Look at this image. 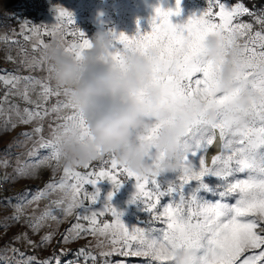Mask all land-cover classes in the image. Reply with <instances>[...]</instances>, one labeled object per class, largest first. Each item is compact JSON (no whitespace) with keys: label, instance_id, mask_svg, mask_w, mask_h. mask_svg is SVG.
<instances>
[{"label":"snow or ice","instance_id":"6c2138e0","mask_svg":"<svg viewBox=\"0 0 264 264\" xmlns=\"http://www.w3.org/2000/svg\"><path fill=\"white\" fill-rule=\"evenodd\" d=\"M181 12L182 0H176L175 7L156 6L150 31L138 30L129 35L110 29L113 46L107 57L102 58L110 57L126 68L129 56L149 51L155 53L151 83L161 90L160 103L174 111L192 114L183 137L181 167L171 176L156 172L141 175L121 164L115 155L97 159L101 165L98 170L92 168L81 172L64 166L60 180L46 185L50 192L60 191V198L52 204L63 216L79 210L77 222L66 230L62 241L79 239L87 234L105 237L112 246L121 245L123 255L147 257L149 264H177L175 251L179 248L187 253L180 264H264V15L257 17L260 25L257 31L250 23L235 22L245 14L255 15L242 2L228 5L222 0H208L207 7L200 14H192L186 21L174 23L172 17L180 16ZM64 18L68 23L72 22L71 13L57 8V21ZM41 27L33 26L32 31L39 35ZM212 33L225 39L224 52L215 62L208 58L205 43ZM47 34L55 36L56 32L53 30ZM73 35L78 42L62 44L67 53L83 60L85 50L93 46V39L87 38L84 31ZM40 44L44 48L48 46L43 41ZM233 46H238L242 55L235 61L237 71L232 89L225 91L220 82L228 51ZM47 71L51 77L53 68L50 65ZM17 79L13 76L5 83L14 85ZM242 89L257 93L258 99L248 109V119L244 123L229 122L227 115L237 108ZM40 95L44 101L50 96H63L65 100L58 99L51 111L70 110V114L63 117L64 123L53 130L50 139L41 137V147L49 150L45 161L54 160L59 167L60 134L67 131L68 120L80 119L83 123L82 115L71 101L68 89L58 85L53 89L44 83ZM23 98L32 103L27 93ZM140 98L150 102L147 91L141 92ZM209 109H214L219 117L216 124L209 125L205 119ZM48 111L37 102L33 109H23L20 122L27 124L42 120ZM173 122L154 123L148 132L138 136V141L151 145L155 151L160 130ZM42 127L38 125L33 131L41 133ZM84 132L87 134L86 127ZM214 146L217 154L209 155ZM162 158L163 154H160L153 159L155 162ZM90 165L84 168L89 169ZM18 174L29 175L30 172L21 170ZM121 176L135 178L136 192L129 203L139 201L144 205L150 218L149 226L129 228L122 219L123 212L113 205L115 192L125 182ZM209 177L215 178V182L209 183L206 179ZM105 179L113 186L106 196L99 187ZM86 186L92 191L89 192ZM202 193L213 194L218 199L208 200ZM164 197H169V201L161 205ZM105 213H110L114 220L101 222L99 218ZM49 217L58 220L51 210L36 220H29L33 232L38 231ZM10 218L19 221V209ZM81 220L85 223H80ZM156 222L162 226H151ZM53 238L54 233L49 232L37 245L26 232L14 237L30 246L50 244ZM12 251L19 252L15 248ZM78 252L86 259H96L85 248ZM63 254L61 249L59 255L54 253L46 260L29 257L26 264H61L59 256Z\"/></svg>","mask_w":264,"mask_h":264},{"label":"rangeland","instance_id":"374dc122","mask_svg":"<svg viewBox=\"0 0 264 264\" xmlns=\"http://www.w3.org/2000/svg\"><path fill=\"white\" fill-rule=\"evenodd\" d=\"M222 2L231 5L226 0ZM207 3L208 0H182L181 15L173 16V22L181 23L192 14H200L207 7ZM175 4L176 0H53L50 14L46 17L44 24L40 25L43 27L37 35L32 29L33 26L39 25H36L27 15L28 11H32V0H0V82L5 93V101L0 102V179H8L16 188L14 193L0 191V264H26L29 257L46 260L54 253L59 255L61 249L64 250V254L59 256L61 264H149L147 257L123 255L122 246H112L105 237L87 234L81 235L79 239L62 241L66 230L77 222L76 216L79 210L69 216H63L52 204V201L60 198L61 193L59 190L50 192L46 189V185L60 180L64 166L60 163L57 167L54 160L45 161V157L49 156V150L42 148L41 144L43 140L51 138L58 124L64 123L63 117L70 114V110L61 109L59 112H53L51 109L57 104V100H65V98L50 96L44 101L40 95L44 83H48L53 89L56 86L55 80L49 77L47 71L49 64L44 59L45 48L40 41L48 45L54 40H59L61 43L78 42V38L70 34L69 30L73 23L81 19L90 20L98 30L114 29L116 32H125L129 35L136 34L138 30L147 32L151 30L150 21L155 15L156 6L167 8L175 7ZM57 8H64L71 13L72 22L68 23L67 18L57 21ZM235 22L247 23L240 17ZM53 30L56 32L55 36L47 34ZM88 50L86 49L85 53ZM13 76L18 78L16 83L6 84L5 81ZM25 77L32 79L26 80ZM25 93L32 103L24 100ZM37 102L48 108V115L42 120L21 123L23 109L31 110ZM38 125L43 126L41 133L33 131ZM19 149L23 154L20 170ZM215 154L217 151L214 146L210 149L209 155ZM90 167L89 169L79 166L74 168L84 172L91 171ZM21 170L29 171L30 174H18ZM59 174L58 180H50L58 177ZM130 179L131 183H123L115 192L112 203L123 212L122 219L129 228L147 227L150 218L144 211V205L139 201L129 203L136 192L135 178ZM206 179L209 183L215 182V178ZM86 187L89 192L92 191L90 186ZM99 187L104 196L113 188L107 179L102 180ZM42 192L43 196L40 195ZM202 195L208 200L218 199L213 194L202 193ZM168 201L169 197H164L161 205ZM18 209L19 221H14L10 217ZM47 210H51L58 220L53 221L49 217L43 221V226L38 231L33 232L28 221L40 218ZM99 219L101 222L114 220L110 213H105ZM71 220H73L72 223H70ZM80 223L85 221L81 220ZM151 226L161 227L162 225L156 222ZM25 232L37 245L41 237L49 232L54 233V238L50 244L44 246H30L24 240L14 239ZM56 245L57 249L54 250ZM13 248L18 249L19 252H13ZM80 248H85L90 256H95V261L79 254ZM125 251L129 250L125 249ZM19 253L24 255L21 256ZM103 253L110 254L102 255Z\"/></svg>","mask_w":264,"mask_h":264},{"label":"clouds","instance_id":"9594fccd","mask_svg":"<svg viewBox=\"0 0 264 264\" xmlns=\"http://www.w3.org/2000/svg\"><path fill=\"white\" fill-rule=\"evenodd\" d=\"M109 30L94 33L93 46L83 60L67 53L59 40L45 48L44 58L53 68L52 79L60 88L69 90L70 99L83 119V123L80 119L67 121V131L60 134L59 163L70 168L85 167L102 156L115 155L121 164L141 175L174 173L182 164L183 137L192 114L174 111L160 103L161 90L151 83L154 52L129 56L126 68L110 57L102 59L113 46ZM205 43L208 58L218 61L224 52V37L212 33ZM241 55L238 46L228 51L220 82L225 91L232 89L237 71L235 61ZM143 91H147L149 103L140 98ZM257 99V93L242 89L237 108L227 115L229 122L244 123L248 109ZM205 119L209 125L219 121L214 109L207 110ZM170 120L174 122L163 127L156 138L155 151L151 145L138 141V136L148 132L154 123ZM160 154L163 158L154 162L153 158ZM186 255L185 249H177V264Z\"/></svg>","mask_w":264,"mask_h":264},{"label":"built area","instance_id":"2783aa9c","mask_svg":"<svg viewBox=\"0 0 264 264\" xmlns=\"http://www.w3.org/2000/svg\"><path fill=\"white\" fill-rule=\"evenodd\" d=\"M53 6V0H32L31 9L34 13L33 22L36 25H43L45 22L46 17L50 14V9ZM98 30L97 26L91 22L90 20H78L77 22L73 23L70 28V34H74L78 31H84L86 33L87 38H91L94 33ZM76 37L75 35H73ZM77 38V37H76ZM4 87L0 82V102H4ZM107 158V156H105ZM99 161H92V165L90 169L96 168L97 170L100 167ZM121 179H125L124 183H131V179H126L124 176H121ZM0 191L14 193L16 192L15 186L6 178L0 179Z\"/></svg>","mask_w":264,"mask_h":264},{"label":"trees","instance_id":"16d2710c","mask_svg":"<svg viewBox=\"0 0 264 264\" xmlns=\"http://www.w3.org/2000/svg\"><path fill=\"white\" fill-rule=\"evenodd\" d=\"M231 5H235L238 2H242L244 6H246L250 12L255 15H243L240 19L243 22L252 23L254 25V30H260V25L257 21V17L264 15V0H226ZM27 15L34 18V13L32 11H28ZM57 249V245L55 246L54 250Z\"/></svg>","mask_w":264,"mask_h":264},{"label":"crops","instance_id":"0c3cea01","mask_svg":"<svg viewBox=\"0 0 264 264\" xmlns=\"http://www.w3.org/2000/svg\"><path fill=\"white\" fill-rule=\"evenodd\" d=\"M20 140V139H19ZM22 158H23V154L20 152V149H19V170L22 168L21 165H22ZM60 177V174L58 177H55V178H52L50 180H58V178ZM49 180V181H50ZM73 220L70 221V223H72Z\"/></svg>","mask_w":264,"mask_h":264},{"label":"water","instance_id":"95a60500","mask_svg":"<svg viewBox=\"0 0 264 264\" xmlns=\"http://www.w3.org/2000/svg\"><path fill=\"white\" fill-rule=\"evenodd\" d=\"M211 153H212V151H211Z\"/></svg>","mask_w":264,"mask_h":264}]
</instances>
